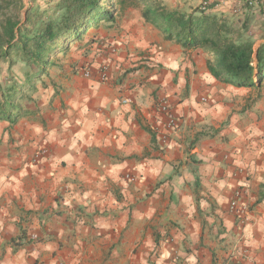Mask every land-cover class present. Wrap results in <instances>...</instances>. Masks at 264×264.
<instances>
[{
	"label": "crops",
	"instance_id": "0c3cea01",
	"mask_svg": "<svg viewBox=\"0 0 264 264\" xmlns=\"http://www.w3.org/2000/svg\"><path fill=\"white\" fill-rule=\"evenodd\" d=\"M205 1L263 40L264 0ZM60 58L0 120V264H264V81H220L210 54L134 7ZM236 189L252 206L242 220L228 210Z\"/></svg>",
	"mask_w": 264,
	"mask_h": 264
},
{
	"label": "trees",
	"instance_id": "16d2710c",
	"mask_svg": "<svg viewBox=\"0 0 264 264\" xmlns=\"http://www.w3.org/2000/svg\"><path fill=\"white\" fill-rule=\"evenodd\" d=\"M11 4V0H1L0 11ZM54 7L58 13L54 18L44 19L42 12L29 8L23 22L11 17L2 21L0 59L11 65L12 57H19L30 68L26 75L29 87L34 77L44 73L56 50L66 52L69 42L80 39L90 27L114 22L116 14L128 7L138 8L145 22L160 30L165 39L210 54L208 68L220 81L253 86L264 80V38L257 46L251 40L235 38L234 28L207 13L206 7L186 12L170 9L161 0H58ZM18 90L5 93L0 86V120H15L13 100L21 96H15ZM258 195V201L264 198V185Z\"/></svg>",
	"mask_w": 264,
	"mask_h": 264
},
{
	"label": "rangeland",
	"instance_id": "374dc122",
	"mask_svg": "<svg viewBox=\"0 0 264 264\" xmlns=\"http://www.w3.org/2000/svg\"><path fill=\"white\" fill-rule=\"evenodd\" d=\"M57 1L58 0H11L12 4L9 7L3 8V10L0 11V32L2 31V24H3L2 21L5 19V17H11L13 20H18L20 22H23L26 16L27 9L29 8H31L33 11L36 12H42L44 15V19L56 17L58 13L55 12L54 6ZM180 1H181V6H184L187 9L198 8V7L201 8L204 5V3H206L207 5V2L205 0H180ZM214 16L220 17L217 16V14ZM238 22L239 19H234L233 22L229 23L235 30V32L232 35L235 38L241 40H251L253 43H255L256 40L254 39L253 35L247 33L242 25L241 26L238 25ZM73 42L74 41L69 42L67 44L68 50L66 52H59L56 50L52 59L53 60L57 59V62H59L61 60L60 57H63L64 54H66L69 51V44ZM57 44L60 45V42H57ZM12 59H14L13 60L14 62L11 65L8 63V61H2L0 59V86L3 92L5 91V93H7L8 90L13 92L19 89L18 92L15 94V96L16 95H21V96L18 99L16 96L13 101L15 107L18 105L24 107L26 103L32 100V98L30 97L29 86L26 85V82L30 81V80H26V75L29 73L30 68L23 61H21L19 57L13 56ZM55 65H58V63L54 64V61L50 62V64L46 66V69L44 73L41 75V77H43L44 79L48 77V73L54 69ZM34 79L36 78L34 77L33 80ZM262 97H264V93L262 94ZM247 205H248L247 210L249 211L252 206L250 204Z\"/></svg>",
	"mask_w": 264,
	"mask_h": 264
},
{
	"label": "built area",
	"instance_id": "2783aa9c",
	"mask_svg": "<svg viewBox=\"0 0 264 264\" xmlns=\"http://www.w3.org/2000/svg\"><path fill=\"white\" fill-rule=\"evenodd\" d=\"M254 2H256V0H247V3L249 5H252ZM204 7H206V3H204V5L201 8L204 9ZM91 72H92L91 66H83L81 69V73L84 77H89L91 75ZM97 72H98V79L101 82H105L108 79V69L105 63H102L97 67ZM158 103H159L160 110L166 115L168 119V124L173 126L175 118L170 113L166 101L161 100ZM44 152H45V149H41L39 151V153H44ZM247 204L248 203H246V201L242 199L241 190L236 189L232 195V198L229 201L228 210L231 213L235 214L238 219L242 220V219H245L247 216V212H248ZM32 238H36V237H31V239ZM226 264H241V263L238 262L237 260L229 259Z\"/></svg>",
	"mask_w": 264,
	"mask_h": 264
}]
</instances>
